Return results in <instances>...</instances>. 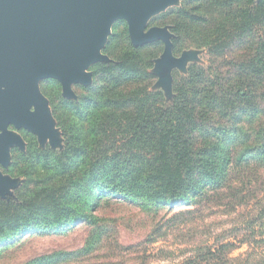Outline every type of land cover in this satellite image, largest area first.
<instances>
[{"label": "trees", "instance_id": "trees-1", "mask_svg": "<svg viewBox=\"0 0 264 264\" xmlns=\"http://www.w3.org/2000/svg\"><path fill=\"white\" fill-rule=\"evenodd\" d=\"M150 25L169 28L174 55L205 49L208 66L174 73L167 106L151 90L162 44L133 47L119 21L103 50L111 62L91 67L94 82L77 100L63 99L55 81L42 84L63 147L40 149L23 133L25 152L5 172L22 183L0 198V258L24 235L63 236L78 225L88 230L81 248L24 264H94L105 244L141 254V244L119 245L114 222L100 215L127 204L154 216L167 208V227L235 216L170 264H264V0H183Z\"/></svg>", "mask_w": 264, "mask_h": 264}, {"label": "water", "instance_id": "water-1", "mask_svg": "<svg viewBox=\"0 0 264 264\" xmlns=\"http://www.w3.org/2000/svg\"><path fill=\"white\" fill-rule=\"evenodd\" d=\"M179 0H0V167L10 164V148L24 152L23 139L7 130L12 125L33 135L40 149L61 150L63 140L40 83L54 80L61 96L77 100L73 87L93 83L90 68L110 63L102 53L113 25L124 21L133 47L161 42L151 74L164 95L172 97V71L187 72L197 53L175 57L168 27H149V21ZM183 1V0H182ZM22 182L0 169V198Z\"/></svg>", "mask_w": 264, "mask_h": 264}, {"label": "rangeland", "instance_id": "rangeland-1", "mask_svg": "<svg viewBox=\"0 0 264 264\" xmlns=\"http://www.w3.org/2000/svg\"><path fill=\"white\" fill-rule=\"evenodd\" d=\"M181 1L182 0L178 1L179 4ZM149 27H154L150 25V21L147 25V28ZM111 34H112V30H111ZM162 51H163V44H162ZM186 51H193L197 53L196 60L188 62L186 64V70L190 65H198L204 68L208 66V56L205 49L197 50L190 48L188 50H183L182 52H186ZM182 52L174 56L179 57ZM161 53L159 54V56L161 55ZM90 72L92 73V71ZM174 73H177L182 76L186 75V71L182 72L177 68L173 69L172 76ZM156 80L157 78L155 77V82L151 90L160 91L165 98L166 105L169 106L171 104L172 97L171 95L170 96L164 95L162 89L156 86L155 84ZM48 81H54V80L42 81L40 83V90H41V85L48 83ZM79 87L82 86L77 85L72 88L74 94L76 95V99L78 98V95L81 93ZM82 88H87V87H82ZM60 96H61V87H60ZM49 107L52 112L50 102H49ZM56 128L60 131L57 125ZM23 133L24 134L25 133L29 134V133L22 130L23 141L25 145H27ZM10 163H11V159H10ZM19 181L22 182V179H19ZM187 208L188 207H183V206L177 207V209L174 212L185 210ZM100 215L103 218H106L107 220L114 222L116 235H117V242L119 245H121L122 247H130L141 244V247L138 248V250L141 251V254L140 253L137 254L135 252H132L130 254L120 253L119 251L116 252V250L111 249L109 245L105 244L103 248L98 249L96 252H94V254L90 256L91 259L89 260L91 263L94 264H136L139 263L140 260L142 261L144 257H147L146 264H170L172 262H177L182 259L181 255L183 253H188V251H192V247H190L188 244L192 238L196 239L197 243L204 242L210 237V235H212V231H213L212 229H215L220 226L229 227V225L235 221L234 215L230 217H225L222 216L220 213H217L215 216L206 220L205 223L203 224L197 223L192 226L191 225L181 226L175 224L174 226L167 227L168 226L167 221H170L169 219H171L173 216V213L167 212V208L164 207L163 209L160 210V212L157 215L154 216L153 214L143 213L140 211V209H138V207L127 204H120L109 208H102L100 209ZM109 225L113 226L112 223H109ZM156 227L161 230V232L160 231L159 232L162 234V238L159 239L156 244L152 246H148L147 244H145L144 241L147 235L150 232H152L153 229H155ZM87 234H88V230L84 227V225H78L74 231H71L67 235H63V236L52 235L50 237L39 238V237L24 235L17 240V242L13 245V247L9 248L7 252L3 253L2 257L0 258V264H24L32 259L42 256L54 255L60 252L63 253L74 252L84 245L85 240L87 238ZM144 249H146L145 256L142 255ZM245 251H247V248L242 247L241 249L236 251L232 256L237 257L239 255H243ZM138 257H141V259ZM169 257L173 258V260H170L171 258L169 259ZM242 258H244V256H242Z\"/></svg>", "mask_w": 264, "mask_h": 264}, {"label": "flooded vegetation", "instance_id": "flooded-vegetation-1", "mask_svg": "<svg viewBox=\"0 0 264 264\" xmlns=\"http://www.w3.org/2000/svg\"><path fill=\"white\" fill-rule=\"evenodd\" d=\"M7 130L10 131V132H13V133L16 134V135H19V136L23 139V137H22V130H16L12 125H8V126H7ZM19 153H22V151H20L19 148H17V147H11V148H10V159H11V163L9 164V166H8L7 169H3V168L0 167V169H1V171H2L3 174H6L5 172H6V171L9 169V167L11 166L13 158H14L17 154H19ZM7 175H8V174H7Z\"/></svg>", "mask_w": 264, "mask_h": 264}]
</instances>
